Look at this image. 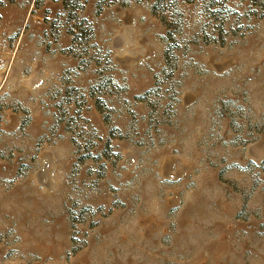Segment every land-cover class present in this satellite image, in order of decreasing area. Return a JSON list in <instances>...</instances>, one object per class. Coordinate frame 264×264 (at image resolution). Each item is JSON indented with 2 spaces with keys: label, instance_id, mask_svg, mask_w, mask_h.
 Instances as JSON below:
<instances>
[{
  "label": "rangeland",
  "instance_id": "374dc122",
  "mask_svg": "<svg viewBox=\"0 0 264 264\" xmlns=\"http://www.w3.org/2000/svg\"><path fill=\"white\" fill-rule=\"evenodd\" d=\"M0 264H264V0H0Z\"/></svg>",
  "mask_w": 264,
  "mask_h": 264
}]
</instances>
